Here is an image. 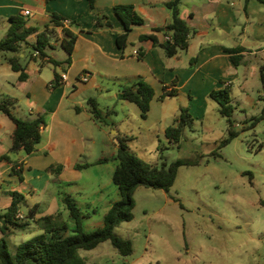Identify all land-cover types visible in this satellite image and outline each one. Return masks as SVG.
Masks as SVG:
<instances>
[{
	"label": "crops",
	"instance_id": "crops-1",
	"mask_svg": "<svg viewBox=\"0 0 264 264\" xmlns=\"http://www.w3.org/2000/svg\"><path fill=\"white\" fill-rule=\"evenodd\" d=\"M169 1L97 0V14H107L114 25L112 29H98L96 16L91 13L87 0H0V30H4L0 38L6 36L8 18L15 15H23L28 19L33 17L34 23L28 21L27 25L41 29L49 24L50 12L79 24L78 28L74 27L78 39L70 64L66 62L68 54L63 49L65 54L61 59L48 53L51 58L61 62V65L50 63L41 66L39 61L28 58L31 48L23 45L20 57L27 78L22 81L19 78L20 73L13 71L5 55L4 61H0V72L3 71L0 77L10 70L13 78L12 81L5 78L0 82V99L17 100L18 106L14 111L21 119H34L40 115L46 119L41 143L34 154L27 155L23 150L11 153L15 123L0 112L1 212L12 203L9 192L18 191L24 195L30 213L32 208L37 211L35 218L59 213L61 216H69L66 205L62 209L60 204L64 203L63 197L72 195L61 189L53 193L47 209L39 213L41 195L47 184L37 187L40 194L36 195L35 189L28 186V174H37L42 180L47 172H58L61 184L75 183L82 179V170H78L77 165L83 156L91 155L89 144H98L93 129L103 130L93 115V99L102 117L107 122H112L113 126H116V122L114 123L112 114L127 118V113L131 112L147 125L151 124L150 127L158 125L157 134L166 136L167 128L175 124L182 108L188 109L191 114L198 109L205 118L209 107H214L213 103H217L210 97L213 90L229 87L231 91L236 88V84L245 90L241 84L240 65H235L231 54L225 48H243L240 52L241 63L247 55L264 54V3L260 0H183L181 17L193 30L190 46L188 50L180 51L174 57H167L159 44L151 40L142 41L140 36L154 33L160 42L165 41L164 34L155 33L154 29L170 22L171 12L166 6ZM119 4L134 5L145 20L143 25L133 27L127 45L122 49L117 44V36L124 31L115 13V6ZM25 10H29L31 15L25 16ZM33 40L35 35L30 38V41ZM53 44L52 50L61 47L60 43ZM136 51L143 52V57H137ZM49 66L52 68H48ZM86 72L91 77L85 82L81 76ZM57 73L66 74L67 81L51 88ZM141 78L155 92L146 119L141 117V111L136 104L121 97L125 86H132ZM165 86L169 90L177 89L178 96L160 100ZM132 136L136 137L133 133ZM121 137L129 138V135L126 133ZM106 140V144L112 143L110 156L114 158L118 151L116 142L109 134ZM4 155H8L10 161L2 159ZM14 164L23 167V180L11 173ZM115 169L116 162L114 171ZM6 182H11V185ZM30 194L33 204L27 199ZM119 195L121 200L120 191ZM116 201L119 200L110 201L108 208ZM21 214L23 215V207Z\"/></svg>",
	"mask_w": 264,
	"mask_h": 264
},
{
	"label": "rangeland",
	"instance_id": "rangeland-1",
	"mask_svg": "<svg viewBox=\"0 0 264 264\" xmlns=\"http://www.w3.org/2000/svg\"><path fill=\"white\" fill-rule=\"evenodd\" d=\"M29 21L34 23L33 17ZM48 53L61 59L65 51L58 47ZM3 58L1 53L0 61ZM245 58L240 64L245 90L236 84L230 91L235 107L232 120L240 133L221 149V142L228 137L229 122L221 115L218 102L209 107L205 118L198 109L190 113L193 124L185 126L179 145L157 134L158 125L150 127L131 112L127 118L112 114L116 126L110 121L107 126L99 124L108 133L93 129L98 144H89L91 155L83 156L78 164L88 165L78 168L82 170L81 180L61 184L58 172L49 171L42 180L37 174H28V186L35 189L36 195L40 194L37 187L47 184L39 213L47 209L57 189L70 192L85 215V229L92 232L102 227L109 202L120 200L118 188L111 181L115 161L110 156L112 143L104 142L107 134L117 143V137L128 133L131 151L152 165H169L177 160L197 162L179 168L169 192L137 188L133 221L116 228L117 235L132 240L134 251L130 256L119 255L107 241L94 250L79 252L88 264H264V118L253 129L246 128L264 109L259 99L264 54ZM11 72L7 70L0 82L5 78L12 81ZM216 152L219 157L214 155ZM103 157L108 161L99 163ZM27 199L33 204L32 194ZM60 205L62 209L65 206ZM22 207L23 215L19 216L29 215L25 202ZM59 221L71 222L67 215ZM11 230L6 232V240L13 255L18 244L43 232L33 222L26 228ZM2 235L0 231V238Z\"/></svg>",
	"mask_w": 264,
	"mask_h": 264
},
{
	"label": "trees",
	"instance_id": "trees-1",
	"mask_svg": "<svg viewBox=\"0 0 264 264\" xmlns=\"http://www.w3.org/2000/svg\"><path fill=\"white\" fill-rule=\"evenodd\" d=\"M87 1L91 13L96 16V27L98 29H112L114 25L110 17L107 14H97V0ZM182 1L170 0L167 2L166 6L171 12V20L167 25L154 29L155 33H163L164 36H169L168 40L160 42L154 33L140 36L142 41L151 40L159 44L165 50L167 57H174L180 51L188 50L190 46L193 30L181 17ZM260 1L264 3V0ZM115 13L124 27L123 33L117 36V44L122 49L126 47L133 27L143 25L145 20L136 11L134 5L119 4L115 6ZM50 15L49 24H46L42 29L36 26L29 27L27 25L29 19L23 15H15L8 18L9 27L6 36L0 38V53L7 57L6 59L13 71L20 73L19 78L22 81L27 78L26 69L21 63L20 57L23 45L31 48L28 55L30 60L39 61L41 66L50 63L59 66L61 62L51 58L47 51L54 48L53 42L60 43V46L68 54L66 62L68 64L71 63L72 53L78 39V34L74 31V27L78 28L79 24L76 22L66 24V19L55 12H50ZM33 35H35V40L30 41ZM225 51L231 54V59L236 66L241 64L242 56L240 52L243 51V48H225ZM35 52H39L38 57L34 56ZM139 55L143 57L144 53L139 52ZM260 78L263 86L259 99L264 102V65L260 67ZM61 79V75L55 74V81L51 84V88L62 85ZM175 85L176 82L172 86L174 87ZM154 95L155 92L152 86L141 78L134 85L125 86L121 97L123 100L136 104L141 111V117L146 119ZM177 96V89L169 90L165 86L160 100ZM210 97L219 103L221 115L225 116L229 122L228 137L221 142L219 146V149H221L237 138L240 133L232 120L235 107L232 104L229 87L213 90ZM93 103L95 120L101 125H109L97 109L94 99ZM16 104L17 100L13 98L0 99V112L6 114L15 123L10 152L17 153L23 150L27 155H32L37 151L41 143L42 130L46 126V119L43 115L34 119H21L15 114ZM263 118L264 109L262 115L254 118L251 125L246 128L253 129ZM192 124L193 118L189 110L182 108L175 119V124L169 126L166 130L169 142L179 145L185 126L191 127ZM117 138L118 151L113 158L116 162L113 182L120 191L121 200L113 203L106 213L103 227L92 232L87 231L84 227L85 215L78 206L77 201L70 195L63 197V202L66 205L72 223L59 221L61 219L60 213L35 218L37 211L34 208L31 209V213L26 217H20L21 207L25 202L24 195L18 191H11L9 194L12 197V203L5 211H0V231L3 234L0 238V264H88L79 252L81 250H94L107 241L111 242L121 256L127 257L133 253L132 240L117 235L116 228L123 222L133 221L134 195L137 188L144 186L169 192L176 181L179 168L184 165H196L197 162L177 160L169 165L166 163L162 166L152 165L146 163L131 151L128 145L129 138L121 136ZM262 146L261 144L260 147ZM214 155L216 157L220 156L218 152ZM2 159L10 161L8 155H4ZM107 161L108 159L104 158L99 163ZM87 166L77 165L78 168ZM22 168L21 165L14 164L11 173L23 180ZM32 222L42 228L43 232L18 244L13 255L9 251L6 232L11 230V227L26 228Z\"/></svg>",
	"mask_w": 264,
	"mask_h": 264
},
{
	"label": "built area",
	"instance_id": "built-area-1",
	"mask_svg": "<svg viewBox=\"0 0 264 264\" xmlns=\"http://www.w3.org/2000/svg\"><path fill=\"white\" fill-rule=\"evenodd\" d=\"M24 15L25 16H30L31 12L29 10H25L24 11ZM65 23L69 24V21L66 20ZM168 39H169V36H165V40H168ZM135 55L137 57H140L138 51L135 52ZM34 56L38 57L39 56V52H35ZM61 76H62L61 83L64 84L67 81V75L66 74H62ZM90 77H91L90 74L86 72V73L82 74L81 79L86 82V81H88L90 79Z\"/></svg>",
	"mask_w": 264,
	"mask_h": 264
}]
</instances>
